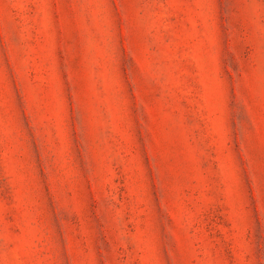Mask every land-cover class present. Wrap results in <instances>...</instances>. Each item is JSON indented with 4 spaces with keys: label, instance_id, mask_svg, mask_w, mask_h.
Segmentation results:
<instances>
[{
    "label": "rangeland",
    "instance_id": "rangeland-1",
    "mask_svg": "<svg viewBox=\"0 0 264 264\" xmlns=\"http://www.w3.org/2000/svg\"><path fill=\"white\" fill-rule=\"evenodd\" d=\"M0 264H264V0H0Z\"/></svg>",
    "mask_w": 264,
    "mask_h": 264
}]
</instances>
